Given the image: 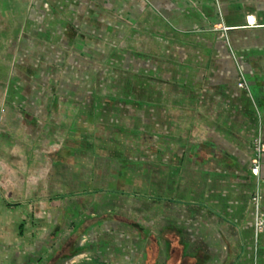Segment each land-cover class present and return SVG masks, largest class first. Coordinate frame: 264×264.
Segmentation results:
<instances>
[{
	"label": "crops",
	"instance_id": "obj_1",
	"mask_svg": "<svg viewBox=\"0 0 264 264\" xmlns=\"http://www.w3.org/2000/svg\"><path fill=\"white\" fill-rule=\"evenodd\" d=\"M259 124L264 0H0V264H264Z\"/></svg>",
	"mask_w": 264,
	"mask_h": 264
},
{
	"label": "built area",
	"instance_id": "obj_2",
	"mask_svg": "<svg viewBox=\"0 0 264 264\" xmlns=\"http://www.w3.org/2000/svg\"><path fill=\"white\" fill-rule=\"evenodd\" d=\"M248 27L256 26V22L251 17H246ZM238 88L248 91L247 82L244 74L238 73ZM264 156V142L262 139L261 126L259 124L256 136L253 140L252 156L250 160V174L255 179L254 191L251 197V206L253 209V235L255 242L259 235L264 231V213L261 208L260 194V167Z\"/></svg>",
	"mask_w": 264,
	"mask_h": 264
}]
</instances>
